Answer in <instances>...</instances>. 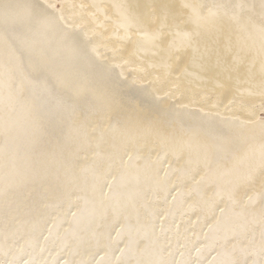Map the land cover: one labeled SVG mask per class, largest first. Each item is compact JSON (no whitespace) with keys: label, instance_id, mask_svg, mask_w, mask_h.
Masks as SVG:
<instances>
[{"label":"bare ground","instance_id":"bare-ground-1","mask_svg":"<svg viewBox=\"0 0 264 264\" xmlns=\"http://www.w3.org/2000/svg\"><path fill=\"white\" fill-rule=\"evenodd\" d=\"M264 0H0V264H264Z\"/></svg>","mask_w":264,"mask_h":264},{"label":"rangeland","instance_id":"rangeland-1","mask_svg":"<svg viewBox=\"0 0 264 264\" xmlns=\"http://www.w3.org/2000/svg\"><path fill=\"white\" fill-rule=\"evenodd\" d=\"M262 118H264V116Z\"/></svg>","mask_w":264,"mask_h":264}]
</instances>
